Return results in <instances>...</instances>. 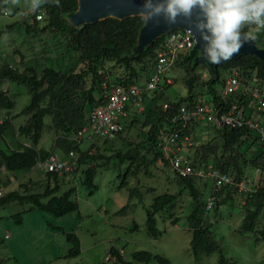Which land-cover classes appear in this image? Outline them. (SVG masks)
I'll return each instance as SVG.
<instances>
[{"label":"trees","instance_id":"obj_1","mask_svg":"<svg viewBox=\"0 0 264 264\" xmlns=\"http://www.w3.org/2000/svg\"><path fill=\"white\" fill-rule=\"evenodd\" d=\"M78 7V0H60L59 6L44 0L39 9L44 12L41 20L36 18L39 10L31 11L32 22L14 18L4 28L0 27V188L19 179L18 174L29 175L34 170H40L38 163L56 150L63 156L72 150L80 154L81 159L72 177L76 178L81 172L83 185L91 191L98 189L95 177L99 169H107L111 165L120 167L128 162L124 173L118 176L122 181L118 188L128 187V179L138 177L143 169L147 170L146 175L153 176L149 170L151 166L169 167L162 151V135L173 129L170 119L182 104H196L204 98L222 112L226 111L230 103L222 100L221 91L233 67L255 72L264 84V59L257 55L242 54L237 59L222 61L210 68L198 60L199 51L193 50L175 66L187 72L184 77L187 96L174 100L168 94L171 84L160 87L147 94L141 113H131L126 120L124 131L117 137L121 140L119 149L108 147L106 144L111 141L104 140L103 145L94 147L91 144L92 149L83 150L75 137L87 125L88 110L105 104L108 100L106 94L115 85L147 81L166 36H161L142 52H137L144 26L138 16L125 20L108 18L75 27L69 19ZM25 9L30 10L27 0H0V16H5V11L8 16H13V12L17 15ZM16 28L22 32L21 40H13L9 36ZM248 30H251L250 27L245 29ZM260 31L261 38L256 34L258 38L254 42L256 45L258 40L262 42V48L257 46L264 50V30ZM5 35L8 37L3 38ZM201 65L205 71H199ZM207 71L208 76H202ZM12 84L26 85L32 97L31 103L21 112L28 118L20 124L17 123L19 115L15 112ZM232 98L241 107H248L252 103L240 93ZM166 103L170 104L169 109H164ZM46 118H50L49 123H46ZM45 129L53 136V145L49 150L39 147ZM190 129H186L185 133L191 134L196 141L188 148L192 150L188 154L191 163L205 167L213 165L231 175L235 181L243 180L260 168L263 170V181L264 141L259 137L250 135L247 129H216L211 124ZM201 130L207 134L204 135ZM43 174V177L21 181L17 190L3 191L0 208L14 203L28 204L33 210L56 217L78 212L79 203L73 198L76 193L73 179L55 172ZM176 178L181 190L176 194L166 192L155 197L147 209L148 234L151 237L163 234L158 228V217L164 223L169 221L172 226L185 218L192 232L191 250L195 256L218 253L219 264H234L223 254L215 239L213 224L205 217L204 210L211 199L220 212V208L228 202H237L238 191L229 187L214 191L208 181L195 177ZM64 184H67V188H64ZM137 191L136 188L130 189V199ZM186 193L190 197L189 207L185 205L187 209L180 212L178 207L185 202ZM244 200L236 230L241 234H252L256 242L264 240V188L245 195ZM129 206L130 202L119 213H124ZM16 216L22 220L21 214ZM66 234L71 244L69 256L80 255L79 237L73 233ZM110 252L117 264H132L124 259L119 250L112 248ZM132 257L137 262L170 264L168 259L147 251L135 252Z\"/></svg>","mask_w":264,"mask_h":264},{"label":"rangeland","instance_id":"obj_2","mask_svg":"<svg viewBox=\"0 0 264 264\" xmlns=\"http://www.w3.org/2000/svg\"><path fill=\"white\" fill-rule=\"evenodd\" d=\"M14 18L20 19L14 12L13 16H0V27L4 28ZM261 32H256L260 38ZM9 36L13 40H21L22 32L16 28ZM7 37L5 35L3 38ZM257 45L262 48V42L259 40ZM172 69L168 71V76L174 78V82L168 94L172 99L178 100L188 94L184 82L187 72L180 67ZM205 70L203 65L199 67V71ZM202 76L207 77L208 71ZM12 90L16 100L15 112L19 115L17 123L20 124L28 118L27 115H21V112L31 103L32 97L26 85L12 84ZM49 122L50 118H46V123ZM104 140L103 137L87 131L82 148L86 150L90 143L94 147L103 145ZM52 145L53 136L45 129L40 147L49 150ZM106 145L119 149L121 140L116 138ZM187 150L189 149H183V154L187 155ZM127 166L128 162L120 167L111 165L107 169H99L95 177L98 189L92 191L83 185V174L80 172L72 183L76 187L73 198L79 203V211L64 217L33 210L28 204L14 203L0 208V264H117L110 252L112 248L119 250L124 259L132 264H161L156 261H134L132 255L138 251L160 255L168 259L170 264H219L218 253L194 255L191 250L192 232L185 218H181L176 226H172L169 221L164 223L161 217H158V228L163 234L159 237H151L148 234L147 209L154 198L166 192L176 194L181 190V186L169 167L151 166L149 170L153 176L146 175L147 170L143 169L138 177L132 176L128 179V187L119 189L118 185L122 181L118 176L124 173ZM254 174L255 170L252 171L253 177ZM18 176L19 179H14L16 182L4 185L3 191L17 190L18 182L23 183L30 177H43L44 174L40 170H34L29 175ZM64 188H67V184H64ZM131 188L138 190L132 199L129 196ZM152 188L154 190H151ZM187 194L185 202L180 203L178 207L180 212H184L186 206L189 207L190 197ZM129 202L130 206L120 214V209ZM239 203L228 202L220 208V212L216 208L211 211L210 217L215 220L212 225L215 239L223 254L232 263L264 264V240L256 242L252 234H241L236 230L241 220ZM17 214L22 215L21 221ZM66 233L79 237L80 255L69 256L71 244Z\"/></svg>","mask_w":264,"mask_h":264},{"label":"built area","instance_id":"obj_3","mask_svg":"<svg viewBox=\"0 0 264 264\" xmlns=\"http://www.w3.org/2000/svg\"><path fill=\"white\" fill-rule=\"evenodd\" d=\"M18 15L20 19L28 22L33 21L31 10H20ZM43 17L44 12L39 10L36 15L37 20H41ZM250 29H254V27H250ZM188 31L175 29L167 32L164 46L158 53L157 62L150 78L141 84L113 86L108 95L106 94L107 102L91 107L88 111V125L78 132L75 141L80 144L87 131H91L92 135L103 137L105 140H115L125 129L130 109L141 113L145 107L144 102L147 94L157 91L164 85L173 84L174 78L168 76V71L174 68L187 54L195 50V37ZM237 93L250 99L252 103L248 107H241L238 101L232 98ZM221 97L225 103H230L224 112L216 108L213 102H208L204 98L196 104H182L170 119L173 129L162 135V151L164 158L169 163V169L176 176L195 177L208 181L214 191L223 187L234 188L238 191L242 206L245 203V195H250L261 187L264 188L262 169L257 168L254 177L247 176L243 180L235 181L231 175L222 172L213 165L206 167L194 165L189 157L183 154V149L195 144L191 134H186L185 130L199 125L211 124L216 129H247L250 135L264 141V122L262 121L264 118V84L261 83L257 74L245 72L240 67H233L225 80ZM169 108L170 104L166 103L164 109ZM80 159V154L74 150L69 152L66 159H62L56 153H51L45 160L39 162V167L46 172H55L68 178L77 170V162ZM2 192L0 189V198ZM215 207V203L209 199L204 210L205 217L211 224L215 223L214 218L210 217L211 211Z\"/></svg>","mask_w":264,"mask_h":264},{"label":"clouds","instance_id":"obj_4","mask_svg":"<svg viewBox=\"0 0 264 264\" xmlns=\"http://www.w3.org/2000/svg\"><path fill=\"white\" fill-rule=\"evenodd\" d=\"M50 2L56 6L60 4V0ZM42 3L44 0H27V6L32 12H37ZM194 10L199 12L195 28L204 42L201 53L211 64L231 60L245 43L257 38L256 32L264 30V0H143L137 15L147 27L150 22L158 26L161 19L167 24H175L178 17L191 19ZM249 27H254L255 31H245ZM188 32L192 35L191 29ZM38 168L46 172L39 167V163ZM72 176L65 177L71 180Z\"/></svg>","mask_w":264,"mask_h":264},{"label":"water","instance_id":"obj_5","mask_svg":"<svg viewBox=\"0 0 264 264\" xmlns=\"http://www.w3.org/2000/svg\"><path fill=\"white\" fill-rule=\"evenodd\" d=\"M143 0H78V10L71 15L69 22L75 27L86 24H94L108 18L125 20L130 17H136L139 5ZM199 15L198 10H194L191 19L178 17L175 24H167L161 19L158 26L151 22L149 26H143L140 32L137 45V52H142L146 47L152 45L158 38L175 29H191L196 40L195 50L199 51L198 60L213 68L217 64L209 63L202 56L204 42L201 39L200 32L195 28L196 18ZM242 54H254L264 59V50L259 48L254 41L245 43L239 53L233 55L232 59H237Z\"/></svg>","mask_w":264,"mask_h":264},{"label":"crops","instance_id":"obj_6","mask_svg":"<svg viewBox=\"0 0 264 264\" xmlns=\"http://www.w3.org/2000/svg\"><path fill=\"white\" fill-rule=\"evenodd\" d=\"M134 112H137V111H135V110H132V109H130L129 110V116L131 115V113H134ZM138 113V112H137ZM262 121L264 122V118L262 119ZM203 132V130H201V133ZM198 133H200V132H198ZM203 134L205 135V134H207V133H205V132H203ZM39 147H40V145H39ZM90 147H91V143H90V145L87 147V149H90ZM40 148H42V147H40ZM81 148H82V144H81ZM86 149V150H87ZM188 149V148H187ZM192 152V150H187V155H185V156H187L188 157V154H190ZM55 153L56 154H59L60 152L58 151V150H56L55 151ZM59 155H61V156H63V154L62 153H60ZM32 173V172H31ZM6 176V175H5ZM249 177H253L252 176V173L251 174H249ZM16 182V181H15ZM18 182V181H17ZM18 183H20V182H18ZM262 183L264 184V176H263V181H262ZM12 184V183H11ZM237 202H240V199L239 200H237Z\"/></svg>","mask_w":264,"mask_h":264}]
</instances>
